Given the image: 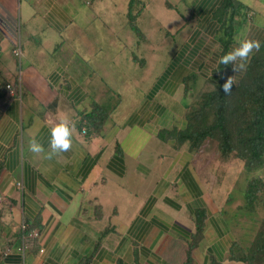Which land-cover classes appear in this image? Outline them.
Returning <instances> with one entry per match:
<instances>
[{"label": "crops", "instance_id": "crops-1", "mask_svg": "<svg viewBox=\"0 0 264 264\" xmlns=\"http://www.w3.org/2000/svg\"><path fill=\"white\" fill-rule=\"evenodd\" d=\"M130 1L0 0V264H245L231 259L237 238L196 153L170 133L186 128L189 87L242 79L258 50L239 72L220 58L245 40L263 44L264 0H236L227 49L224 0H137L135 9ZM135 14L144 41L150 17L169 36L191 33L131 113L116 116L104 87L120 78L128 85L124 69L148 64L128 55L129 45L140 48L135 35L123 40L107 22L124 16L125 27ZM96 22L113 38L115 58L102 57L111 53L96 45L103 32L89 31ZM64 121L71 146L53 151L52 129ZM33 140L43 151L31 150Z\"/></svg>", "mask_w": 264, "mask_h": 264}, {"label": "rangeland", "instance_id": "rangeland-1", "mask_svg": "<svg viewBox=\"0 0 264 264\" xmlns=\"http://www.w3.org/2000/svg\"><path fill=\"white\" fill-rule=\"evenodd\" d=\"M244 2L252 7V0H244ZM135 8L137 7H133V9ZM133 13H135V10H133ZM135 17L136 14L131 17L130 21L132 22L133 20L134 22L136 20ZM122 18H117V20L107 22V24L111 29L122 32L121 36H123V40H125L127 32L131 33L133 37L135 35V41L139 43L140 48L129 45L128 55L134 52L136 59L137 57L141 61L146 59L148 64L147 69L144 71L136 68V66L135 70L124 69L128 75V85H124V80L120 78V80L116 79L117 82L110 79V82L115 86L104 87L109 93H113L109 97L113 99V102L108 103L106 105L107 108L115 112L116 116L121 113L124 117L131 113L133 109L131 106L142 98V93L148 88V80L151 82L150 85H152L155 76L162 72L161 69L169 63L174 54L185 44L191 31L189 27L187 29L183 28L184 30L179 35L174 37L169 36L165 29L162 28L164 23L162 21L158 23L154 18L150 17L148 23L149 30L148 33H145L148 36V40L144 41L141 32L143 31L142 26L145 28V25H140L138 28L140 34L138 35L131 29V23L130 25L128 24L129 26L122 27L124 22H126L125 17L123 16ZM187 19H190L189 16H187ZM103 24L96 22L95 25L93 24L89 28V31H94L97 34L103 32V38L96 45H104L105 49L111 53H104L102 55L103 58L109 56L115 58V53H112L111 49L107 48V46L111 45L113 38H108L109 35L106 34L107 30ZM135 24L138 26L137 23ZM179 31L181 30L179 29ZM107 42L109 43L107 44ZM118 43L117 48L121 50L120 41ZM100 61L101 58L98 62ZM124 67L126 66L124 65ZM141 72L145 73V80L143 82H140V78L137 76ZM204 91H206L205 87H200V84L191 88L189 87L187 91L188 99H186L189 105L194 104ZM111 111L107 110L109 113ZM196 160L200 173L203 174L206 185L214 196L216 206L219 208L222 218L230 224L239 245L248 251L258 235L264 231V189L259 192L256 204L253 206L247 202L246 192L251 181L259 179L264 181V166L255 171H246L244 161L237 158L234 154L227 158L222 156L216 140L205 142L201 149L196 152Z\"/></svg>", "mask_w": 264, "mask_h": 264}, {"label": "trees", "instance_id": "trees-1", "mask_svg": "<svg viewBox=\"0 0 264 264\" xmlns=\"http://www.w3.org/2000/svg\"><path fill=\"white\" fill-rule=\"evenodd\" d=\"M136 3L137 0H131L130 8L133 9ZM238 9L236 0H224L220 12L221 20L227 21L228 17L230 20L226 37L222 41L225 49L232 41V21ZM131 27L138 30L133 22ZM225 82L224 79L209 81L204 86L206 91L188 107L186 128L170 134L179 142L188 143L195 153L208 140H216L223 157L234 154L244 161L246 171L258 170L264 166V42L251 57L242 79L233 83L228 94L223 90ZM99 115L97 114L99 119H96V123L102 127L107 117L103 112ZM263 189V180L251 181L246 192L247 202L255 205L257 196ZM202 221L199 218V238L203 231ZM28 231L30 234L29 225L26 232ZM231 259L245 264H264V231L258 235L248 251L236 241L231 251ZM186 264H192L191 258Z\"/></svg>", "mask_w": 264, "mask_h": 264}, {"label": "clouds", "instance_id": "clouds-1", "mask_svg": "<svg viewBox=\"0 0 264 264\" xmlns=\"http://www.w3.org/2000/svg\"><path fill=\"white\" fill-rule=\"evenodd\" d=\"M260 41L257 40H245L240 43L238 47H234L232 51L223 55L220 58V63L222 64H232L235 72L242 71L244 68V63L253 50H259ZM234 82V77H229L223 85V90L226 94L231 92ZM70 128L68 127L67 121L58 124L51 132V147L53 151H67L71 146L70 140ZM31 150L33 152L43 151V145L38 143L36 140L31 142Z\"/></svg>", "mask_w": 264, "mask_h": 264}, {"label": "built area", "instance_id": "built-area-1", "mask_svg": "<svg viewBox=\"0 0 264 264\" xmlns=\"http://www.w3.org/2000/svg\"><path fill=\"white\" fill-rule=\"evenodd\" d=\"M14 55L16 56V57H18L19 59H21V56H22V49H21V47H20V45H18L16 48H15V50H14ZM8 88H11V86H8ZM0 203H1V200H0ZM22 230L23 231H27L28 230V224L27 223H23L22 224ZM30 236L31 237H38L39 236V233H38V231H32L31 233H30Z\"/></svg>", "mask_w": 264, "mask_h": 264}]
</instances>
